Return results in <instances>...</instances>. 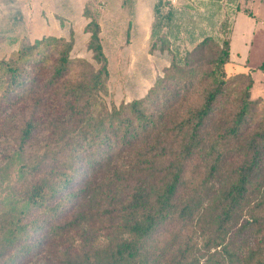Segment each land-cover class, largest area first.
I'll return each mask as SVG.
<instances>
[{
    "label": "trees",
    "instance_id": "obj_1",
    "mask_svg": "<svg viewBox=\"0 0 264 264\" xmlns=\"http://www.w3.org/2000/svg\"><path fill=\"white\" fill-rule=\"evenodd\" d=\"M90 9L96 67L72 58L73 31L0 60V141L20 161L0 202V264H264V98L254 71L226 74L228 21L222 41L182 57L154 23L149 53H168V67L143 98L109 105Z\"/></svg>",
    "mask_w": 264,
    "mask_h": 264
},
{
    "label": "rangeland",
    "instance_id": "obj_2",
    "mask_svg": "<svg viewBox=\"0 0 264 264\" xmlns=\"http://www.w3.org/2000/svg\"><path fill=\"white\" fill-rule=\"evenodd\" d=\"M158 1L0 0V60L8 59L19 44H32L49 36L68 39L73 31L72 58L85 59L96 67L86 49L88 35L83 32L87 21L82 13L89 2L91 12L98 16L109 65L107 103L119 105L143 98L169 65L168 53L158 49L152 55L149 53L155 45L154 23L156 36L166 37L170 52L182 57L206 37L222 41L219 29L228 21L231 61L226 74L254 71L252 97L264 98V73L257 71L264 63V0H162L155 21L153 6ZM11 39L18 43L10 44ZM10 138L0 141L2 203L17 182L20 165L16 159L7 160L15 148ZM27 152L24 160L31 156V151ZM104 241L100 239V243Z\"/></svg>",
    "mask_w": 264,
    "mask_h": 264
},
{
    "label": "crops",
    "instance_id": "obj_3",
    "mask_svg": "<svg viewBox=\"0 0 264 264\" xmlns=\"http://www.w3.org/2000/svg\"><path fill=\"white\" fill-rule=\"evenodd\" d=\"M60 29H61V27H60Z\"/></svg>",
    "mask_w": 264,
    "mask_h": 264
}]
</instances>
